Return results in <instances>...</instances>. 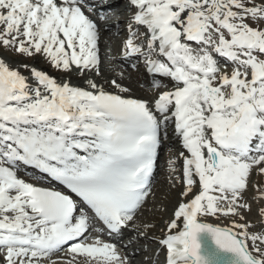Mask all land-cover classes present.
Instances as JSON below:
<instances>
[{
	"label": "snow or ice",
	"instance_id": "obj_1",
	"mask_svg": "<svg viewBox=\"0 0 264 264\" xmlns=\"http://www.w3.org/2000/svg\"><path fill=\"white\" fill-rule=\"evenodd\" d=\"M107 3L0 0V264H134L169 134L178 199L141 264H264V0H126L112 67Z\"/></svg>",
	"mask_w": 264,
	"mask_h": 264
},
{
	"label": "rangeland",
	"instance_id": "obj_2",
	"mask_svg": "<svg viewBox=\"0 0 264 264\" xmlns=\"http://www.w3.org/2000/svg\"><path fill=\"white\" fill-rule=\"evenodd\" d=\"M105 38L106 37H104V39ZM0 57H3L6 60L11 61V62L19 61V60L22 59L21 57H18L16 55H14L13 53H10V52H7V51H3V50H0ZM24 62L25 63L28 62L30 64L31 60H26ZM106 63L108 64V62H105V65H107ZM58 74H61V73H58ZM165 177L166 176L164 174H162V173H160L158 175V177L155 180V183L153 185V190L151 191V195L149 197V200L151 201L150 203H151L152 206L153 205H158V204L161 205V210L154 217L153 221H152V219H148L147 220L148 224H155L157 226L156 228L151 229L149 233H147V235L149 237H151V238H153L154 236L158 237V236L161 235L160 229L164 226L165 221H167L168 218H170L172 210L174 208V204L177 203V199H178L177 193L179 191V186H177L176 188H173L172 185H169V183L166 180H164ZM170 182L172 183V181H170ZM169 190H171V191L168 192ZM164 193H165V195H163ZM159 196H160V198H159ZM145 207H146V211H147V209L149 210L151 206L149 204V205H145ZM165 210H167L168 212L167 211L165 212ZM145 212L144 211L140 212L138 215H141V216L138 217V218H141L142 216L146 217L144 215ZM144 223H146V221ZM149 237H148V241H149V245H150L151 238H149ZM137 243L139 244V243H142V242H137ZM156 244L157 243H155V245ZM140 257H145V252L143 254H141ZM138 260L136 262L140 263ZM160 261H162V260H160Z\"/></svg>",
	"mask_w": 264,
	"mask_h": 264
},
{
	"label": "bare ground",
	"instance_id": "obj_3",
	"mask_svg": "<svg viewBox=\"0 0 264 264\" xmlns=\"http://www.w3.org/2000/svg\"><path fill=\"white\" fill-rule=\"evenodd\" d=\"M124 1V5H125V8H126V0H123ZM124 8H120L119 9V13L123 16L124 15ZM104 37H106V48L104 50V55H108L109 54V50L110 49H113L116 47L117 45V40L114 38L113 35H111L109 32H106ZM116 52H111V55L109 56L108 60H105V62H108V64L106 65L107 67H112V65L109 63V60H114L117 58V56L115 55ZM0 58H3V57H0ZM5 59V58H3ZM6 60V59H5ZM28 63V62H27ZM29 64V63H28ZM30 65H34L36 67L37 70H41V71H44L46 72L47 74L53 76V77H60L62 74H58L59 72L57 70H55L49 63L46 62V60L43 58V57H40V56H37L35 59L31 60L30 62ZM105 75H108V73H105ZM75 79V77L73 78ZM168 141L169 143H175L176 140L172 138L171 134H169V138H168ZM171 189V188H170ZM167 191V190H166ZM171 190H169L168 192H170ZM165 195V193L163 194ZM160 198V196H159ZM158 198V199H159ZM156 201V200H155ZM163 203V202H162ZM176 204V203H175ZM174 204V206H175ZM168 209V208H167ZM150 212L149 213H145L147 214L146 217H149L151 219H154V217L159 213V211L161 210V205L158 204V205H153V207L151 206L150 207ZM167 210H165L166 212ZM168 212V211H167ZM167 214V213H166ZM169 219V218H168ZM139 221H142V222H145L144 221V218L143 216L141 218H138ZM130 237H132V234L129 233V232H126L125 233V236L123 238V240L121 241L122 244H129V240H130ZM132 239L135 240V242L131 243L130 247L128 248V254L129 255H134L137 259L134 261V264H140L141 261L145 260V257H140L141 254H143L145 251L144 249H141V247L143 246H140L138 248L137 246V242H142V243H147L149 244V241H148V238L145 239L143 237V235L139 238V239H135L134 237H132ZM155 246H158L157 244ZM135 250V251H134ZM140 258V259H139ZM139 259V260H138ZM139 261L140 263L136 262V261Z\"/></svg>",
	"mask_w": 264,
	"mask_h": 264
}]
</instances>
